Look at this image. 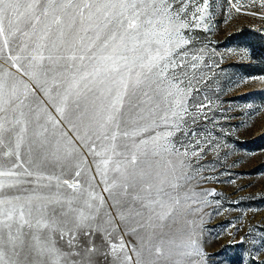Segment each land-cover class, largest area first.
Returning <instances> with one entry per match:
<instances>
[{
    "label": "snow or ice",
    "instance_id": "snow-or-ice-1",
    "mask_svg": "<svg viewBox=\"0 0 264 264\" xmlns=\"http://www.w3.org/2000/svg\"><path fill=\"white\" fill-rule=\"evenodd\" d=\"M210 7L0 0V264H206Z\"/></svg>",
    "mask_w": 264,
    "mask_h": 264
},
{
    "label": "rangeland",
    "instance_id": "rangeland-1",
    "mask_svg": "<svg viewBox=\"0 0 264 264\" xmlns=\"http://www.w3.org/2000/svg\"><path fill=\"white\" fill-rule=\"evenodd\" d=\"M209 3L214 19L209 31L197 35L207 43L213 67L195 86L212 107L205 109L209 119L199 116L194 130L215 141L201 160L200 187L216 195L208 197L201 238L206 264H259L264 261V18L245 14L259 12L258 6L235 11L234 5L251 0Z\"/></svg>",
    "mask_w": 264,
    "mask_h": 264
}]
</instances>
